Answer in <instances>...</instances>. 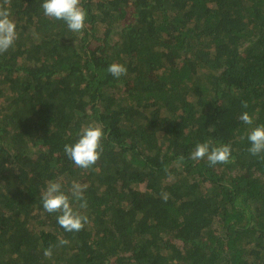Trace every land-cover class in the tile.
I'll use <instances>...</instances> for the list:
<instances>
[{
    "label": "trees",
    "instance_id": "16d2710c",
    "mask_svg": "<svg viewBox=\"0 0 264 264\" xmlns=\"http://www.w3.org/2000/svg\"><path fill=\"white\" fill-rule=\"evenodd\" d=\"M42 2L10 0L18 39L0 54V264H264V154L247 140L264 125V0H81L83 33ZM89 124L107 138L85 170L64 145ZM204 142L231 162L190 159ZM50 181L88 216L80 232L43 209Z\"/></svg>",
    "mask_w": 264,
    "mask_h": 264
},
{
    "label": "clouds",
    "instance_id": "9594fccd",
    "mask_svg": "<svg viewBox=\"0 0 264 264\" xmlns=\"http://www.w3.org/2000/svg\"><path fill=\"white\" fill-rule=\"evenodd\" d=\"M10 0H0V54L6 53L15 45L18 39L16 23L11 18L9 10ZM43 15L49 19L63 21L67 28L74 33H83L86 27L87 13L81 6V0H43L41 4ZM107 71L114 79L119 80L128 74L127 68L120 63H113L108 66ZM242 107L247 108V102H242ZM239 120L245 125L253 124V116L248 112H243ZM214 130V129H210ZM105 129L100 124H89L83 126L79 138L74 144H65L64 153L75 166L80 169H90L100 160L103 152L102 141L106 139ZM250 143L248 152L256 157L264 154V125L253 128L247 135ZM231 146L224 144L218 147H211L209 143H198L190 154V159L194 161L206 158L209 166L217 164H229L231 162ZM183 160V156L180 157ZM173 177L169 174V180ZM86 186L73 182L70 195L79 201L80 209H87L88 203L84 197ZM160 198L163 202L170 199L168 192H161ZM42 207L48 214H58L57 223L65 232L78 233L84 229L88 223V216L81 214L72 206L70 196L62 191L59 181L49 182L46 189L41 194ZM69 243L66 239H61V246ZM52 247L44 251V256L51 257Z\"/></svg>",
    "mask_w": 264,
    "mask_h": 264
}]
</instances>
